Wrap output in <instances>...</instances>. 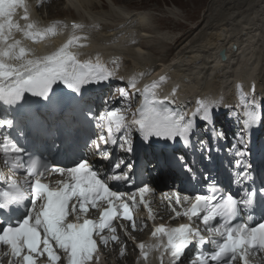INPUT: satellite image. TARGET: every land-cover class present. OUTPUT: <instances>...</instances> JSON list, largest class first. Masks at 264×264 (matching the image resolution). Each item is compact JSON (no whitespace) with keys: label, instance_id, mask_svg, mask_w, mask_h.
I'll use <instances>...</instances> for the list:
<instances>
[{"label":"snow or ice","instance_id":"1","mask_svg":"<svg viewBox=\"0 0 264 264\" xmlns=\"http://www.w3.org/2000/svg\"><path fill=\"white\" fill-rule=\"evenodd\" d=\"M43 3L44 0H38L37 8ZM17 9H23L21 19L27 22L23 26L13 19ZM29 21L30 9L24 0H0V106L16 109L26 101V95L53 104L58 102L55 87L58 84L71 93L83 95L85 86L109 82L114 77L115 71L101 63L99 54L95 56V62L92 59L82 62L79 52L73 51L87 47L80 43L87 40L86 36L73 34L55 51L34 55L20 39L15 38L16 33L37 43L57 35L58 30L67 25L57 22L38 29L34 21ZM72 28L83 29V25L74 23ZM112 63L118 68L116 60ZM167 79L161 76L159 81L145 86L140 92L142 102L131 118L125 115L131 111L132 98L126 88L119 89L120 96L128 102L125 109H111L98 115L91 111L85 113L99 130L97 139L92 140L90 146L96 149L102 160H111L109 145L131 154L134 132L145 143L153 138L170 144L183 143L185 148L202 153L208 161L212 160L213 152L222 151L219 142H226L228 138L222 130L216 129L214 114L223 104V98H198L189 115L169 106L176 103L179 85L172 88L168 96L161 98L158 95L157 89ZM128 87L136 89V81H130ZM237 90L244 119L233 143L223 151L235 157L234 167L239 171L234 172L232 183L240 191L233 194L213 180L207 185V194L185 195L181 199L176 193L175 205L180 206V211L169 198V207L175 214L173 218L184 216L189 223L178 227L154 226L151 235L157 243L137 245L145 262L150 252L163 249L161 256L164 252L169 253L171 264H183L182 257L191 246L197 250L190 264H250V257L264 254V219L252 224L248 222L251 215L247 220L244 218L245 210H253L256 206L257 196L264 200V186L257 190L249 185L251 164L245 159L249 155L250 130L264 123V102L248 98L242 86L238 85ZM252 91L255 92L254 86ZM224 107L229 106L225 104ZM198 121L203 123L205 130L211 128L212 145L197 136ZM14 127V119L0 118V129L5 130L0 133V161L11 173L5 177L0 171V181L3 182L0 183V264H4L5 258L7 264H36V258L45 254L43 264H96L99 249L94 236L105 245L109 240L120 239L114 220L129 221L134 231L138 227L143 230L147 225L138 224L133 218V209L140 204L147 210L148 220L155 219L150 202L145 199V194L151 191L148 184L128 193L117 191L109 184V181L123 182L126 186L133 184L134 178L129 175L132 164L120 159L111 164V172L107 174L83 154L70 166L52 164L20 145L8 131ZM101 145L105 146L103 150ZM177 159L194 179L196 173L184 162V156ZM18 173H22L20 181L15 178ZM54 173L64 177L57 182V188L42 182ZM205 179H208L207 175ZM189 201L190 206L185 207ZM99 202L107 204L101 210L99 220L86 218L89 210L96 209ZM120 227L126 231L125 225ZM105 230L109 235H101ZM204 231L208 233L207 237L202 234ZM209 243L215 246L214 250L203 248Z\"/></svg>","mask_w":264,"mask_h":264},{"label":"bare ground","instance_id":"2","mask_svg":"<svg viewBox=\"0 0 264 264\" xmlns=\"http://www.w3.org/2000/svg\"><path fill=\"white\" fill-rule=\"evenodd\" d=\"M72 1H76L79 7L85 13L87 12L91 18H97V16L101 15V13H98L97 15L95 14L97 6L93 3L92 0ZM111 1L113 2V0ZM114 1L117 3L120 2L119 0ZM52 2V0L49 1L48 9H53ZM130 3L133 2L129 1V4ZM53 17H50L48 15L47 18L52 19ZM71 19L72 18H70V20ZM144 20H146V17L143 12H138V14L125 13L123 16H116L114 17L113 21L118 24L114 26V28H112L113 25H109L103 28L108 29V31L112 33V31L118 30L120 28L121 22H124V25H129L131 21V29L125 28L124 30L120 29L119 32L115 31L118 35H120L123 30V32H126L125 35H120L116 38V40L114 37L111 42H91L87 40H81L80 43L86 44L87 47L73 50L79 52V55L86 54V58L84 61L92 59L93 62H95V56L99 54L101 63L106 64L109 69H112L114 71H116L117 65L109 62L113 59H116V61L118 62V70L124 69L125 67L127 69L130 67L137 69V67H139L141 68L140 74L143 76L145 74V70H147L146 67H144V65H147V63H145L147 60L145 61L146 54L144 57L145 50L143 46L145 43L143 42L147 41L146 39H148L151 34L148 27L144 25ZM243 23H246L244 27ZM243 23L241 25L239 23L240 26H238L237 30H235L234 32H231V30L228 31L227 26L225 27V25L223 24L218 26L217 28H214L213 31H211L209 34H204L205 36L201 40H199V42L195 40L196 42H192V44H189L188 47L185 45L186 48H183V51H181L180 54L172 58L171 62L168 61L169 63L167 65H163L165 63L161 62V67L159 68L164 69V71L167 72L169 71L171 73H175V77L182 76V74H184L185 77L191 83H193L192 92L196 93V96L198 97L204 95V91L213 90L214 92H216L215 88L217 87L225 93L234 91L238 92V85L244 88L246 82L252 79L256 81L258 83V86L260 87L261 79L263 77L262 75H260L262 72L261 69L264 68V54L261 48V27L256 22L252 24L251 22H249L250 24H248L247 22ZM207 25H205V29L207 28ZM230 25L232 24H229V27ZM247 25L251 28H246ZM195 29L196 28H192L185 36L181 35L174 41V43L178 44L183 39L188 38L195 31ZM156 33L159 34L158 37L161 40H167V38L172 39L166 34L162 35L163 33L161 34V32L155 31L154 34ZM110 36L111 35L109 33V35H107L106 37ZM20 37L23 42L28 41L23 38L22 34H20ZM131 37L132 40H139L138 43L131 46ZM90 47L93 48L92 51L90 50ZM222 50H226V61H221L218 58V54ZM90 53H94L93 58L87 57V55ZM154 67L156 66L154 65ZM114 76H117L116 72ZM152 77H154V75Z\"/></svg>","mask_w":264,"mask_h":264},{"label":"rangeland","instance_id":"3","mask_svg":"<svg viewBox=\"0 0 264 264\" xmlns=\"http://www.w3.org/2000/svg\"><path fill=\"white\" fill-rule=\"evenodd\" d=\"M92 1L96 4L97 10L99 9V12L102 13L101 15L103 17L101 23L106 25H109V22L110 24L116 23L113 21L114 17L120 16L116 11L120 12L122 15L133 11H136L137 14L138 12H143L145 14L146 20H144V25L148 27L151 33V38L144 42V46L146 47L144 54H146L147 57H145V61L147 60L146 63L153 64V67L154 65H159L161 61L171 62V59L180 54L183 48H186V46L188 47L192 42H199V40L205 36L204 34H209L214 28L222 24L225 25V27L227 26L228 31L231 30V32H234L243 22H247L248 24H250L249 22H251V24L255 22L258 23L261 27V48L264 54V0H119L120 2L118 3L114 0L113 2L110 0ZM129 1L133 3L129 4ZM57 4L52 2L53 9L49 8V10L52 11L51 15L56 17L70 15L62 14L61 0H59ZM45 14H47V12ZM74 14L75 15L70 16L77 17L78 19L84 18V15L80 11H76ZM124 24V22H121L119 29L123 26H125L126 29H131V21L129 25ZM229 24L232 25L229 27ZM205 25H207L206 29ZM245 25L246 23H243V27ZM192 28L196 29L188 38L183 39L174 46L168 45L167 42H172V40L177 39L181 35H187ZM246 28L251 27L247 25ZM102 29L101 31L109 32L108 29ZM115 31L117 32L119 30ZM115 31H112V33H116ZM155 31L161 32V34L163 33L162 35L166 34L172 39L167 38V40H161L158 37V33L154 34ZM125 33L124 31L123 34L125 35ZM263 69H261L262 72L260 75L264 74Z\"/></svg>","mask_w":264,"mask_h":264}]
</instances>
